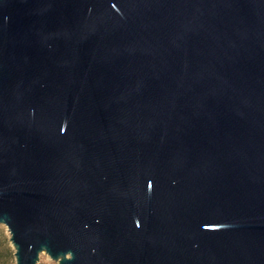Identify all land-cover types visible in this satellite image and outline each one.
I'll list each match as a JSON object with an SVG mask.
<instances>
[{
    "label": "water",
    "instance_id": "water-1",
    "mask_svg": "<svg viewBox=\"0 0 264 264\" xmlns=\"http://www.w3.org/2000/svg\"><path fill=\"white\" fill-rule=\"evenodd\" d=\"M0 225L16 264H264V0H0Z\"/></svg>",
    "mask_w": 264,
    "mask_h": 264
},
{
    "label": "rangeland",
    "instance_id": "rangeland-1",
    "mask_svg": "<svg viewBox=\"0 0 264 264\" xmlns=\"http://www.w3.org/2000/svg\"><path fill=\"white\" fill-rule=\"evenodd\" d=\"M14 252L7 227L0 225V264H16ZM39 264H58V262L42 254Z\"/></svg>",
    "mask_w": 264,
    "mask_h": 264
}]
</instances>
